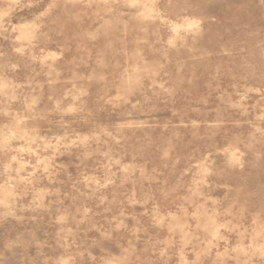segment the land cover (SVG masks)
<instances>
[{"label":"rangeland","instance_id":"1","mask_svg":"<svg viewBox=\"0 0 264 264\" xmlns=\"http://www.w3.org/2000/svg\"><path fill=\"white\" fill-rule=\"evenodd\" d=\"M0 264H264V0H0Z\"/></svg>","mask_w":264,"mask_h":264}]
</instances>
